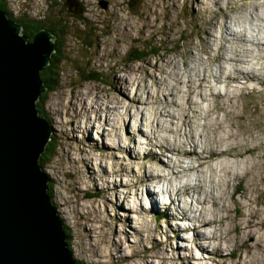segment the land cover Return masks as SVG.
<instances>
[{"label":"rangeland","instance_id":"374dc122","mask_svg":"<svg viewBox=\"0 0 264 264\" xmlns=\"http://www.w3.org/2000/svg\"><path fill=\"white\" fill-rule=\"evenodd\" d=\"M75 1L78 14L66 0H2L13 17L57 32L60 83L44 114L58 147L43 170L74 257L85 264H264V0ZM138 50L148 55L132 60ZM234 72L246 74L232 80ZM97 73L102 78H90ZM115 98L119 119L93 109L87 115L79 104L106 108ZM206 123L210 135L212 127L235 125L250 173L225 171L217 160L215 170L204 163L196 174L164 179L182 163L197 165L196 153L204 156Z\"/></svg>","mask_w":264,"mask_h":264},{"label":"water","instance_id":"95a60500","mask_svg":"<svg viewBox=\"0 0 264 264\" xmlns=\"http://www.w3.org/2000/svg\"><path fill=\"white\" fill-rule=\"evenodd\" d=\"M68 11L80 13L75 0ZM0 8V264H79L39 159L52 128L39 115L40 72L56 51L46 29L33 40Z\"/></svg>","mask_w":264,"mask_h":264},{"label":"bare ground","instance_id":"6f19581e","mask_svg":"<svg viewBox=\"0 0 264 264\" xmlns=\"http://www.w3.org/2000/svg\"><path fill=\"white\" fill-rule=\"evenodd\" d=\"M244 1V0H243ZM242 1V2H243ZM246 2V1H245ZM251 4H256V3H251ZM245 5V4H244ZM246 6V5H245ZM251 6V5H250ZM235 51V50H234ZM222 55V54H221ZM238 56V55H237ZM222 57V56H221ZM158 65H160V67H162L163 66V64H158ZM232 67V66H231ZM235 70H237V68L235 69ZM242 71V70H241ZM240 72V71H239ZM252 72V78H257V77H255V75H253V73L255 74V72L254 71H251ZM233 73V72H232ZM236 75L234 76V77H230V79H232V80H239L240 78H243L244 77V74H246V73H241V74H239V73H237V72H234ZM224 74H226V73H224ZM193 75V74H192ZM202 75V74H201ZM211 74H209V72H208V74H206V76H204V74H203V77L204 78H206L209 82H211L210 81V79H208L207 77L208 76H210ZM227 76V75H226ZM192 77V78H191ZM191 77H189V82L191 83L190 85L192 86V87H194L195 85H196V82H195V80H194V78H193V76H191ZM203 77H201L200 76V79H202ZM229 78V77H228ZM248 78V77H247ZM200 82H201V80H200ZM138 86L140 87V85L138 84ZM189 87L190 89V91L192 92L193 90H192V87ZM143 88H145L144 86H143ZM85 98V97H84ZM121 100L119 99V98H115V100L112 102V106H107L106 108H104V107H102V105L101 104H99L98 106H94V107H88L89 105V103H87V102H85V100L83 99V100H81V102L79 101V104H81L82 106H83V109H84V111H85V114H89L90 113V109H93L94 110V112L95 113H97L99 116H101V114H102V111H107V113H106V119H112L111 117H110V115H112V113H115L116 112V115L118 116V119H119V115H122L123 116V113H122V110H118V108H120L121 107V102H120ZM139 101V97H137L135 100H133L132 102H134V103H137ZM76 102H78L77 100L75 101V102H73L72 101V105L75 107V104H76ZM129 103H126L125 102V105H124V109L126 110V111H128L129 110ZM218 106V105H217ZM115 115V114H114ZM91 119V118H90ZM117 119V120H118ZM87 122V121H86ZM90 123H91V121H90ZM226 127H227V125L225 124V125H221L219 128H216V129H214L215 127H212V130H214L212 133H211V135L209 134V130L211 129V126L209 125V123L207 124H204V129H206L207 130V133H205V132H202V134L204 135V137H205V139L201 142V144H203V147L202 148H204L203 150H204V156H201L199 153H196V154H198L196 157H197V165H194V166H185L184 165V163H182L181 165H180V167H175L174 168V170L173 169H171V171L169 172V174L171 175V174H174V175H176V177H170V175H166L167 173H165L164 174V176H163V174L162 173H158L157 174V176L158 177H161V175L163 176V178L165 179H168L169 181H171V180H173V178H177V179H179V177H181V175H185V174H196V172L200 169V167L202 166V165H204V163H212V168H213V170H215V167H214V165L216 164V163H214V165H213V162H217V164H218V161H219V164H218V166H221V169H223V170H225V171H227V170H229V169H234V168H236V167H241L243 170H244V173L247 175V174H249L250 173V170L246 167L245 168V166H243L242 165V163H244L243 162V160H240L239 159V153H240V151H239V148L243 145V138L242 137H239L238 135H237V132H236V129L234 128L235 127V125H231L230 127L228 126V128L226 129ZM238 130V129H237ZM211 132V131H210ZM251 136H253V132H250L249 133V138L251 137ZM258 138V137H257ZM256 140V139H255ZM247 141H249V139L247 140ZM246 141V142H247ZM194 142H195V140H194ZM228 143L229 145H231L232 147L231 148H228V146L225 144V143ZM117 143V142H116ZM120 144H121V142H119V143H117L116 145L117 146H120ZM179 145V144H178ZM197 145H198V143H194V145H192V146H194L195 147V149L197 148ZM199 146V145H198ZM180 147H181V145H180ZM183 148V147H182ZM196 151V150H195ZM247 151H252L251 150V148L250 149H247ZM175 152L176 153H178V150L175 148ZM194 154H195V152H194ZM221 155H224V156H226V157H224V158H222V159H218L219 158V156H221ZM218 160V161H217ZM179 169V170H178ZM175 170H178V172H176ZM179 173L181 174V175H179ZM238 173V172H237ZM150 175H153V173L152 174H150ZM146 178H148L149 179V176H147ZM161 180H159V182H160ZM162 182V181H161ZM184 186H186V187H184L185 189H187V188H189L188 187V184H185ZM204 186V185H203ZM180 188H181V186H180ZM202 187H200V189H201ZM178 192H179V189H178ZM185 192H186V190H185ZM201 192V190L199 191V193ZM210 194V193H209ZM212 194H214V195H212V198H211V196L209 197L208 196V198H211V200L213 199V200H215L216 199V201H217V196H215V193L214 192H212ZM148 195L151 197H153V192H151L150 190L148 191ZM223 196V195H222ZM207 197H205V199L207 200L208 199ZM221 199V198H220ZM202 200V199H201ZM213 202V201H212ZM157 203V202H156ZM192 203V202H191ZM160 205H159V203L156 205V206H153L152 208L155 210V211H157L158 209L159 210H161V206L159 207ZM166 207V206H165ZM188 207H186V208H184V214H183V217H188L189 216V213H188V209H187ZM206 209H208V207L206 208ZM207 211V210H206ZM185 212H187V214L185 213ZM207 213V212H206ZM195 218V220H197V222H200V219L202 218V217H198V216H195L194 217ZM206 218V217H205ZM210 220V219H209ZM203 224V223H202ZM202 224H201V226H202ZM251 234V233H250ZM215 235H216V233H215ZM222 237V236H221Z\"/></svg>","mask_w":264,"mask_h":264},{"label":"trees","instance_id":"16d2710c","mask_svg":"<svg viewBox=\"0 0 264 264\" xmlns=\"http://www.w3.org/2000/svg\"><path fill=\"white\" fill-rule=\"evenodd\" d=\"M0 8L3 9L11 19L16 20L20 25H22L23 33L26 34L30 40H33L36 33L39 32L40 30H43V29L48 30L54 36H56L57 32L53 28H50V27H48L42 23L37 24L35 21L30 20V21H32V24L27 25L26 23H24L25 21L22 22V20L13 17L12 14L9 13V11L7 10L5 4L2 2V0H0ZM56 42H57L56 43V51H57V49H59V41L57 40ZM56 51L52 54L49 64L47 66H45L43 68V70L40 72V76H41L42 80L44 81V84L46 86V90L41 94L40 99L37 101V108H38L39 115L41 117H44L48 121V123H50V121H49V119L46 118V116L44 114L45 113L44 107H45V104H46L47 99H48L47 95L50 94L51 92H54L60 83V71H59V69H54V68H56L57 64L60 63V59L58 58ZM155 52H158V51H155ZM146 55H148L146 53V51L138 50L135 55L131 56V59L132 60H143L146 57ZM90 78L100 79V78H102V75H101V73H97L96 75L92 74ZM57 141L58 140L54 139L53 136L51 135V140L46 145V149H45L44 153H42V155L39 159V164H40L42 170L45 168L44 167L45 164L48 163L55 156L56 149L58 147ZM46 176L49 179L48 185H49V195L51 197V202L55 206V204H54V192H53L54 184H53L52 180L50 179V177L47 173H46ZM64 227H65V233L67 236L68 245H69L70 249L73 251L71 243H70L71 242V234H70L68 227L66 226L65 223H64ZM77 261L79 264H85L81 260H77Z\"/></svg>","mask_w":264,"mask_h":264}]
</instances>
